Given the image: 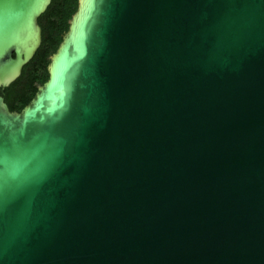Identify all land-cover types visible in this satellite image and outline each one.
<instances>
[{"label":"water","instance_id":"water-1","mask_svg":"<svg viewBox=\"0 0 264 264\" xmlns=\"http://www.w3.org/2000/svg\"><path fill=\"white\" fill-rule=\"evenodd\" d=\"M49 3L0 0V88ZM67 22L31 99L0 95V143L37 152L0 162V264H264V0H77Z\"/></svg>","mask_w":264,"mask_h":264},{"label":"trees","instance_id":"trees-1","mask_svg":"<svg viewBox=\"0 0 264 264\" xmlns=\"http://www.w3.org/2000/svg\"><path fill=\"white\" fill-rule=\"evenodd\" d=\"M76 6L77 0H50L45 11L38 17L41 28L39 47L23 65L20 75L7 87L0 88V95L10 110L19 111L34 95L37 85L47 79L48 57L55 51L62 34L67 30V21Z\"/></svg>","mask_w":264,"mask_h":264},{"label":"snow or ice","instance_id":"snow-or-ice-1","mask_svg":"<svg viewBox=\"0 0 264 264\" xmlns=\"http://www.w3.org/2000/svg\"><path fill=\"white\" fill-rule=\"evenodd\" d=\"M8 155H5V154ZM0 156L4 157L0 162L5 165H13L19 174L28 173L36 162L37 152L35 149L28 147L24 150L10 151L5 145L0 143Z\"/></svg>","mask_w":264,"mask_h":264}]
</instances>
